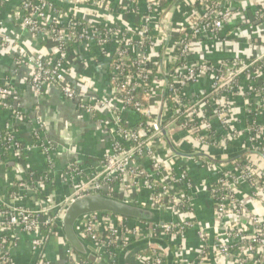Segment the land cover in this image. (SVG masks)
<instances>
[{"label":"built area","instance_id":"built-area-1","mask_svg":"<svg viewBox=\"0 0 264 264\" xmlns=\"http://www.w3.org/2000/svg\"><path fill=\"white\" fill-rule=\"evenodd\" d=\"M7 1L12 0H0V8ZM15 1L22 26L33 40L54 42L53 54L47 58L25 48L16 55L18 65H31L28 83L33 92L40 95L45 85H52L76 110L91 116L99 112L100 117L94 121L97 129L108 136L110 149L96 168L87 170L77 161L67 164L64 178L74 182L73 191L58 215H51L44 206L30 208L0 202V264H11L12 252L23 237L27 238L32 264H53L44 255V248L51 236H61L65 207L72 199L93 192L121 199L130 196V201L149 205L163 214L167 209L180 214L167 220L166 213L162 223L105 212L83 217L77 232L96 250L99 263H120L123 248L145 239L146 243L125 253L122 264H166L161 248L150 242L162 239L169 247L172 245L173 264H264V3L184 0L189 3L186 16L172 27L166 43L164 17L172 8L162 16L167 6L162 8L161 0H129L116 6L123 14L139 13L143 7L135 28L112 20H85V24L74 14L57 10L50 0ZM87 3L102 9L104 20L113 14L107 0ZM159 8L163 10L160 28H153L149 14ZM159 29L164 44L158 58L160 46L155 30ZM91 41L108 60L107 90L101 94L93 87L79 90L66 79L67 43ZM209 42L229 50L214 59L205 57L209 52L204 49L198 55L196 50L204 45L207 48ZM0 43L10 40L0 34ZM167 47L169 57L163 62ZM255 47L258 50L253 51ZM160 60L168 76L161 115L167 138L178 152L204 153L217 161L179 155L162 135L157 123L161 93L159 100H154L155 90H151L159 74L163 86ZM155 64L158 72L150 81ZM13 93L9 85L0 86V108L8 110L11 118L3 125L4 135H0V160L9 153L18 161L25 150L37 149L51 162L55 148L43 139L39 120L34 121L30 144L19 142L12 120L24 119L25 115L15 105ZM140 117L147 122H138ZM171 131L185 133L188 147H175L169 137ZM246 151L258 153L239 156ZM189 165L204 171L202 185L192 193ZM25 173L15 179L22 181L9 184L18 192L7 193L8 197L18 198L22 191L44 179L32 172L27 179ZM141 190L149 193L143 201L135 198ZM200 192L206 194L212 210L211 219L204 224L199 222L194 201ZM190 229L195 230L197 239L192 252L185 246ZM66 254L67 264H92L68 245Z\"/></svg>","mask_w":264,"mask_h":264},{"label":"crops","instance_id":"crops-1","mask_svg":"<svg viewBox=\"0 0 264 264\" xmlns=\"http://www.w3.org/2000/svg\"><path fill=\"white\" fill-rule=\"evenodd\" d=\"M62 10L74 14L80 19L93 22H108L119 25H128L135 28L140 21L141 12L136 14H111L104 20L103 10L88 5V0H52ZM116 3H129V0H113ZM15 2V1H14ZM7 1L0 8V34L8 37L10 43H0V85H9L13 89V101L24 113L25 118L12 120L16 127L17 137L24 144H30L31 132L39 120L42 126L41 135L53 143L54 153L51 168L45 165L44 155L37 149L25 150L22 158L16 161L3 157L0 160V202L6 205H24L30 208H41L45 204H59L72 193V187L62 182L61 177L68 163L77 161L85 169L96 168L102 156L110 149L108 136L97 129L92 116L81 110H76L74 104L66 100L61 92L52 85H45L40 95L35 94L28 83V74L31 66L18 65L15 58L20 48L34 50L42 58L53 54V46L44 38L35 44L30 32L20 24V13L17 4ZM209 42L206 46L196 50L201 51L207 58H217L227 53L228 47L222 44ZM257 47L253 48L254 50ZM204 49V50H203ZM233 49H236L233 47ZM91 43H75L73 48L66 52V66L69 81L77 89L85 91L93 87L100 94L107 90V57L99 53ZM11 121L8 110H0V129ZM31 171L35 175L42 174L49 182L35 183V193L22 191L19 198H10L6 187L17 177ZM40 176V175H38ZM34 191V190H33ZM147 193L138 194L141 201L147 199ZM136 198V197H135ZM136 200V199H135ZM207 200V201H206ZM199 210L205 219H211L212 210L205 193L198 195ZM205 209V212H204ZM258 211H261L260 209ZM196 215L198 217L197 211ZM26 237L21 238L20 245L12 252L11 264H32L28 251ZM61 236H51L44 248V255L53 264H67L66 245ZM186 248L192 252L197 246L195 230L190 229L185 240Z\"/></svg>","mask_w":264,"mask_h":264},{"label":"water","instance_id":"water-1","mask_svg":"<svg viewBox=\"0 0 264 264\" xmlns=\"http://www.w3.org/2000/svg\"><path fill=\"white\" fill-rule=\"evenodd\" d=\"M177 0H173L169 6H167L166 10L162 13V16L165 15L176 3ZM227 2H231L234 0H224ZM260 22V21H259ZM258 23V22H257ZM163 34L166 37V43H168L170 38V29H164ZM159 68L161 71V74L163 76V86L161 90V98H160V104L157 114V123L159 125V128L161 130L162 135L165 137L168 145L170 148L178 153L179 155L184 156H200L204 157L210 160H215L204 153H195V154H186L182 152H178L175 150L173 145L171 144L170 140L167 138V132L165 128L162 126V110L164 107L165 102V92L166 87L168 83V76H167V68L163 66L162 61L159 62ZM248 153H258L256 151H246L239 156H243ZM264 158V157H263ZM97 212H105L110 213L112 215H116L119 217L132 219V220H138V221H144L148 223H162L165 219L164 214L156 208H151L147 206H143L138 203L130 202L124 199H121L119 197L110 196L107 194L102 193H85L83 195H80L74 199H72L67 206L64 209L62 218H61V232L64 241L67 243V245L73 249L80 257H83L87 259L90 262H94L96 264L99 263V259L96 255V250L92 248L84 239H82L78 232H77V224L78 222L85 216L97 213ZM148 240H140L135 243H132L125 248H123L119 254V262L120 264L124 261L125 253L128 250H131L135 248L136 246H139L141 244L146 243ZM151 243H154L158 245L161 250L163 251L165 255L166 264H173V254L171 252V249L169 245L162 239H151Z\"/></svg>","mask_w":264,"mask_h":264},{"label":"rangeland","instance_id":"rangeland-1","mask_svg":"<svg viewBox=\"0 0 264 264\" xmlns=\"http://www.w3.org/2000/svg\"><path fill=\"white\" fill-rule=\"evenodd\" d=\"M14 1L15 0H12L10 2H14ZM107 1L109 3V8H111V9L114 10L113 13L120 14V15H124L121 11L120 12L117 11V7L116 6L119 3H116V1H113V0H107ZM248 1L250 2V0H248ZM259 1L262 2V4L264 3V0H259ZM14 3L17 4L16 1ZM122 3H124V2H122ZM188 4L189 3L185 2L184 0H178L174 4V6L172 7V10L168 13L169 15L164 17V27H163V29H170L171 30L172 27L177 26L180 22L183 21L184 18H185V16H186V13H187V7H188L187 5ZM99 5H100L101 8H105V5H103V7L101 6V4H99ZM262 6H264V5H262ZM162 11L163 10H161L159 8V10L157 9L156 12H152L151 14H149V19L151 21L150 23L153 25V28L159 27V22L161 20V13H162ZM20 24L22 25V23H21V17H20ZM23 28H25V27H23ZM254 31H255V29H253L251 31H248L247 33H252ZM155 34H157V40H158L157 43L160 46V50H161V47L164 44V35H162L161 29L155 30ZM41 39H43V38H40V40ZM46 41H49L51 43V45L54 47V42L53 41H50V40H46ZM37 43H39V41H36L35 42V44H37ZM88 43H91V45L93 44V46H95L98 49V47L96 46L95 42H92L91 41V42H88ZM27 50H29L30 52H33V53L35 52L34 50H30V49H27ZM167 51H168V47H167V50H166V54L163 57V62H165V60H167V58L169 57V56H167L168 55V52ZM162 53H163L162 51L158 52V54H160V56H161ZM29 66H31V65H29ZM30 72H31V70H30ZM69 73H70V70H68V68H67V75H66L67 77H66V79H67L68 82H70L68 80L69 79V76H70ZM159 78H161V75L160 74H159ZM159 78H158V80H159ZM158 80L156 82V85L153 84L152 87H151V90H155L154 91L155 92V95L153 96L154 100H159L160 93H161V90L160 89H161V86H162V80H161V82H160V80L159 81ZM70 83L72 84V82H70ZM107 96L110 97L109 94H107ZM151 99H152V96H151ZM156 108H158V107H156ZM184 134L185 133H183L181 131H171V134L169 135V137L171 138V140H172L173 144L175 145V147H178V146L179 147H188V144H187V141L185 139ZM53 153L54 152H52V155H53ZM65 169H66V167H65ZM65 169H64V171H65ZM64 171L62 172L63 173V176L61 177V180H62V182L69 184L72 187V191H73L74 182L72 180H69V179L66 180L64 178ZM199 172H200V168L196 167L195 165H192V166L189 165V167H188V174L191 176V178L193 180L192 188L189 190V193H192L193 190H197V188H199V184L202 185V180H203L201 178L202 174H199ZM203 182H204V184L206 183L205 181H203ZM204 184H203V186H204ZM27 192L35 193V186H34V184L31 185V188L28 189ZM142 192L147 193L149 195V193H148L147 190H141L140 193H142ZM200 194H203V193L200 192L198 195H200ZM198 195L196 196V198H195L194 201H195V205H196V209H197V214H198L199 222L204 224V223L208 222L209 219L208 220L205 219L204 221H202V218H205V217L202 216L201 211L199 210ZM21 196H23V195H21ZM21 196H19V197H21ZM137 196H138V194L135 195L136 199H140V198H137ZM64 200L62 202H60L59 204H56V205H52L53 202L50 203V201H49L48 204H45L44 203V208L50 209V212L49 213L51 215H53V214H57L58 215V212L61 209L62 204L64 203ZM170 212H171V210H169V209H167L166 212H164L165 215L167 213V216H168L167 217V220H170V219L175 218L178 215H180L179 213L175 214V213H172V212H171V215H169ZM204 212H205V209H204Z\"/></svg>","mask_w":264,"mask_h":264},{"label":"trees","instance_id":"trees-1","mask_svg":"<svg viewBox=\"0 0 264 264\" xmlns=\"http://www.w3.org/2000/svg\"><path fill=\"white\" fill-rule=\"evenodd\" d=\"M50 1H52V0H50ZM53 2V4H54V6H55V8L57 9V10H60V11H64V10H62L58 5H56L55 4V2L54 1H52ZM172 2V0H161L160 1V3H161V7L162 8H166V6H168L170 3ZM78 21H80V22H83V23H85L86 24V22H85V20H83V19H80V18H78ZM97 26H100V28L102 29V25H100V24H98ZM67 46H69V48H73L74 47V44H73V42H68L67 43ZM161 50H160V48H159V52H160ZM157 55H158V58L160 57V54H158L157 53ZM156 72H158V64H155V65H153V69H152V74H151V76H150V81H152L154 78H155V74H156ZM0 86H3V85H0ZM167 103H168V100H167ZM0 110H2L1 108H0ZM100 117V113L99 112H94L93 113V116H92V119H93V121L94 120H96L97 118H99ZM140 120H138V122L139 121H142L143 123H146L147 122V119L146 118H144V117H140L139 118ZM166 120H169V118L168 119H166ZM166 120H165V122H164V124H166ZM179 120H177V122H178ZM15 129H16V127L15 126H13ZM4 129H3V127L0 129V135L1 136H3L4 135ZM18 140H19V142L24 146V143H23V141L22 140H20L19 138H18ZM23 153L24 152H22L21 154H20V158H22V155H23ZM4 157H8L9 159H12L11 158V154H9V153H7V154H5L4 155ZM102 158H100V160H101ZM45 165H46V167L47 168H51V162H48L47 160H45ZM30 173H31V171H28V172H26L25 173V177H27V179L30 177ZM204 173V171L203 170H200V172H199V174H203ZM38 175H40V176H42V174H39L38 173ZM15 182H20V181H22V180H14ZM42 182L44 183V184H46L47 182H49L48 181V179H43L42 180ZM6 190H7V193L10 195L11 193H17L18 192V190H17V188L16 187H14V186H7L6 187ZM117 197H119V196H117ZM119 198H121V197H119ZM129 198H130V196H124V199L125 200H127V201H130L129 200ZM130 202H134V203H138L139 204V202H135V201H133L132 199H131V201ZM147 207H149V205H146ZM59 233H60V235L62 236V232H61V228H59ZM171 247V249H172V245L170 246ZM82 260H84V261H88L87 259H85V258H83V257H80ZM92 264H96V263H94V262H91ZM99 264H107L106 262H103V261H101V263H99ZM117 264H120V263H117Z\"/></svg>","mask_w":264,"mask_h":264}]
</instances>
